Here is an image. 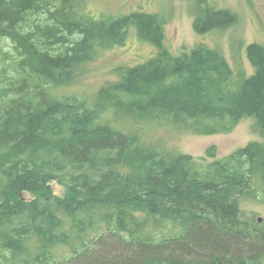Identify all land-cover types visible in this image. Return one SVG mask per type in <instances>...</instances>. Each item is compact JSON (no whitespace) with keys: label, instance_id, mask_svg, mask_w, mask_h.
Returning a JSON list of instances; mask_svg holds the SVG:
<instances>
[{"label":"trees","instance_id":"obj_1","mask_svg":"<svg viewBox=\"0 0 264 264\" xmlns=\"http://www.w3.org/2000/svg\"><path fill=\"white\" fill-rule=\"evenodd\" d=\"M83 8L0 0V264H264V222L243 211L264 200V45L247 46L248 73L205 42L174 53L160 13ZM233 22L208 6L194 27ZM132 29L152 54L82 89L88 64ZM246 117L263 140L213 161L144 136L154 123L229 133Z\"/></svg>","mask_w":264,"mask_h":264},{"label":"rangeland","instance_id":"obj_2","mask_svg":"<svg viewBox=\"0 0 264 264\" xmlns=\"http://www.w3.org/2000/svg\"><path fill=\"white\" fill-rule=\"evenodd\" d=\"M85 11L95 17H122L134 11L160 13L166 19L165 43L174 52L192 49L200 42L219 47L230 65L238 70L242 65L251 73L253 67L247 57V46L257 42L264 45V0H80ZM208 6L227 9L235 15V22L220 33H198L194 27L196 14ZM153 52L150 44L140 41L134 29L127 41L88 64L81 88L94 90L117 78L116 69L144 62ZM146 139L156 147L188 153L196 158L213 161L225 157L249 142L262 141L261 129L254 117H246L229 133L194 134L170 124H149ZM215 148V157L207 149ZM50 186L54 193L64 195L65 189L56 181ZM28 197L32 194L26 193ZM245 217L264 222V200L250 199L243 203Z\"/></svg>","mask_w":264,"mask_h":264},{"label":"water","instance_id":"obj_3","mask_svg":"<svg viewBox=\"0 0 264 264\" xmlns=\"http://www.w3.org/2000/svg\"><path fill=\"white\" fill-rule=\"evenodd\" d=\"M258 219H259V221H261L262 220V217H259Z\"/></svg>","mask_w":264,"mask_h":264}]
</instances>
